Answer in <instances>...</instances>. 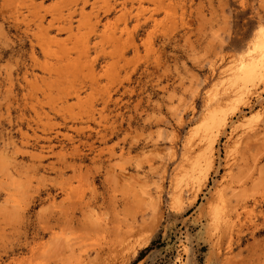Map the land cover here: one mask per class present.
<instances>
[{
	"label": "rangeland",
	"instance_id": "1",
	"mask_svg": "<svg viewBox=\"0 0 264 264\" xmlns=\"http://www.w3.org/2000/svg\"><path fill=\"white\" fill-rule=\"evenodd\" d=\"M224 92L213 166L173 211L181 144ZM228 168L256 180L214 244ZM133 226L145 243L110 264H264V0H0V264H104Z\"/></svg>",
	"mask_w": 264,
	"mask_h": 264
},
{
	"label": "bare ground",
	"instance_id": "2",
	"mask_svg": "<svg viewBox=\"0 0 264 264\" xmlns=\"http://www.w3.org/2000/svg\"><path fill=\"white\" fill-rule=\"evenodd\" d=\"M113 9L114 8H112V7H108L106 12H109V11H111ZM89 13H88V15H89ZM67 14H70V13L67 12ZM82 14H87V12L83 13V11H82ZM61 17L63 18V16H61ZM94 17H93V19H94ZM114 24H115V22H114ZM103 25H104V23H103ZM38 27H39V24H38ZM41 27L43 28V25ZM59 27L61 28V26H59ZM71 30H72V28L69 25L68 31L66 30L67 33H68V36L71 34ZM75 30H78V28L76 29V27H75ZM85 30H87V29H85ZM111 36L113 37V35H111ZM125 36H127V34H125ZM127 37L129 38V36H127ZM105 38L107 39V37H105ZM109 38L110 37H108V39ZM77 39L79 40V38H77ZM78 40H76V43H77ZM128 40H131V39L129 38ZM123 42H124V40L122 41V43ZM78 43H81V42H78ZM125 43H126V41L124 42V44ZM128 43H129V41H128ZM50 44H51V42H50ZM118 44H120V43H118ZM124 44H122V45H124ZM129 44H131V41H130ZM132 44H135V43L133 42ZM87 45H88V42L86 40V46ZM122 45L120 44V46H122ZM126 45H127V43H126ZM73 46H74V49L77 47V46L75 47V45H73ZM81 47H84V45L81 46ZM113 47H110V48H112V50H113ZM134 47H131V48H134ZM115 48H118V47L115 46ZM59 49H61L60 46H59ZM59 49H57V50H59ZM81 49L82 48H80V47H79V49L77 48V50H79L78 52H80V51L83 52V50H81ZM67 51L65 50L64 53L67 54ZM60 52L63 53V50L60 51ZM75 52L77 53V51H75ZM29 54H31V53H29ZM104 54H106V53H104ZM112 55L113 54L110 53V56H112ZM73 56L71 55V58ZM79 59H78V61H79ZM88 60H90V59H88ZM63 61H66V60H63ZM69 61L70 60H68V62ZM37 63H38V61H37ZM99 63H101V62H99ZM69 64H71V63H69ZM69 64L67 62H65L64 64L61 63V66H59L60 69L57 68V70H59V71L61 70L62 71V69H64L63 67L65 65H69ZM114 65H115V63L112 65V68H113ZM73 66H74V64H73ZM76 66H77V64L75 65V67ZM75 67H73L72 69H74ZM77 68H78V66H77ZM81 68H84V67H82V65H81V67H79V69H81ZM99 69H103V67H100ZM57 70H55V72H57ZM65 70H67L66 67H65ZM90 70H93L92 65L90 66ZM107 70H108V68H107ZM63 71L60 72V73H62L61 76L59 75L60 78L61 77L64 78L63 73L64 74L67 73V72H65V71L63 72ZM67 71L70 72V70H67ZM87 71H89V69ZM55 72H53V73H55ZM72 73L76 74V76L78 78H80V75L78 76L76 72L74 73V71H73ZM72 73H70V74H72ZM47 75H49V74L47 73ZM52 76H54V78H55V75H52ZM247 76L254 77V75L252 73L247 74ZM65 77H71V76L69 74L66 76V74H65ZM74 77L75 76H72V78H74ZM90 77H91V75H89V79H90ZM82 78L85 79L86 77L85 78L82 77ZM87 79H88V77H87ZM60 81L62 82V79ZM83 81L84 80H82V83H83ZM92 83H90V84H92ZM57 84H58V81H57ZM60 85H62V84H60ZM73 86H74V84H73ZM74 88H76V87H74ZM64 89H65V86H64ZM224 93H226V92H224ZM224 93L222 95L217 96L214 99H210V101H208V103L204 106V109H202V111L200 113V116H198V121H196L197 123L195 125H193L192 128L188 129L186 137H184V140H183L184 142H183V144H181L182 145L181 146L182 147V151H181L179 163L176 166V169H174L175 171L173 170L174 173H173V175H172V177L170 179V190H169V194H168L169 195L168 196V205H169L168 207H169V209H172L173 211H179L180 208H183V203H184L183 202L184 201L183 197H184V193L187 192L188 186L190 185L189 183H191L194 180L193 184H195V183L196 184H198V183H202L203 184L206 181L208 170L211 169L212 166H213V164H212L213 163V158H214V153H213V148L214 147H213V145H214V142H215L216 138L219 135V132H218L219 126L222 123H224V120H225L224 117L226 116V114L223 112L222 108L226 105V102L229 101L232 98V96L235 94L234 92L226 93V94H224ZM76 96H78V94H76ZM236 148H237V146H236ZM173 152L171 154H173ZM169 155H170V153H169ZM238 168H241V167H238ZM251 171H253V170H250V172H249V170H244L242 168V170L234 171L232 168L231 169L228 168L227 171L225 172L224 176L221 178L220 183L217 185V187L211 193L210 198L206 200V203L204 204L205 205L204 211H205L207 222H208L207 223L208 226L206 228H208L209 234H211L210 236L213 237L214 244L221 242V240H223V239H229L231 237L234 228H236L237 225H238L239 215L241 214L242 210H246L247 205H246V200H245V196H246V194H245V186L249 182L252 183V181H254V179L256 180V177L254 179H252V177H253L252 175L253 174H252ZM256 171L258 173V170H256ZM192 187H193V185H192ZM159 189L161 190V186L156 189L157 192H158ZM150 199H151V196H150ZM187 200H188L189 204H192L194 202V200H195V195L193 197H191V198L188 196ZM155 203H156V199H155ZM148 217L151 218L150 216H148ZM151 224H153V223H151ZM150 225H148L147 228L151 229ZM138 227L139 226H137V227H134V226L133 227H127L126 229H124L122 231L123 236L119 237L117 239L116 243L112 244L111 247H109L108 252L106 253V257L103 258L104 259V261H103L104 264H110V262H112L115 259L116 255L118 257L122 253L128 252L129 250H130L131 253H133L135 251V248H133L134 247L133 244L135 242H137L139 244L140 243H145V240L147 239V236H143L144 238L142 237V239H133L135 233H137V231L140 230V227L139 228ZM152 227H153V225H152ZM145 231L146 230H143L144 233H145ZM205 231H206V229H205ZM209 234H207V235H209ZM141 235H139V236H141ZM215 248H217V247H215ZM222 256L225 257V255H222Z\"/></svg>",
	"mask_w": 264,
	"mask_h": 264
}]
</instances>
